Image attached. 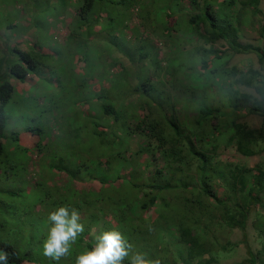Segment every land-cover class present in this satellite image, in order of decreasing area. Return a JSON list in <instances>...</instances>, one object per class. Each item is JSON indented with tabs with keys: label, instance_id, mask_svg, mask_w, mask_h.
Returning a JSON list of instances; mask_svg holds the SVG:
<instances>
[{
	"label": "trees",
	"instance_id": "1",
	"mask_svg": "<svg viewBox=\"0 0 264 264\" xmlns=\"http://www.w3.org/2000/svg\"><path fill=\"white\" fill-rule=\"evenodd\" d=\"M134 1V4L130 0L47 1L50 8L59 10L56 22L71 17L70 6L76 9L65 44L60 49L50 48L55 49V53L44 48L37 36L27 40L28 49L6 45V52L0 54V169L6 162L25 160L26 155L23 171L28 179L29 152L44 149L45 143L36 128L28 127V133L22 136L12 131L7 137L6 105L14 92L26 94L35 83L33 79L28 81L29 75L38 79L47 75L59 83L61 91L68 89L58 97V103L52 107L54 112L65 114L78 103L87 106L83 110L87 135L91 134L109 147L114 148L116 143L133 151L127 156L123 150H118L117 157H123L130 176L120 182L122 186L116 193H113L116 189L108 190L107 194L113 199H106L114 204L100 211L107 217L106 225L99 227L96 234L119 231L132 244L133 252L145 253L152 260L159 259L160 264H217L238 246L228 238L226 231L239 228L245 232L253 214L256 231L262 236L257 242L262 246L257 251L248 246L249 257L243 264H264V162L248 167L223 159L222 155L230 148L251 157L264 148L262 0H143L141 13L146 11L145 17L138 15L136 6L140 0ZM109 3H121L131 11L135 8L132 22L137 18L136 26L145 24L155 32L162 30L161 36L174 49L183 44L185 47L188 42V57H192L189 65L183 62L173 68L165 62L160 70L161 61L156 58L146 63V58L150 57L144 52L139 36L126 37V42H120L115 31L110 32L103 26L102 30L108 32L103 34L106 44H101L94 27L107 24ZM162 5L169 8L159 21L154 13ZM58 6L63 9L60 11ZM246 16L248 22H258L255 42L241 40L240 26ZM28 25L34 28L35 20L32 18ZM29 27L25 25L24 31ZM77 39L79 41H75ZM219 41H224L229 49L220 50L216 46ZM66 52L69 59L61 67L69 66L73 70L71 74L60 68L61 56ZM238 53L255 54L257 65L248 59L244 64L227 66L230 57ZM179 75L186 79H179ZM12 79L26 85L19 90ZM73 81L75 87H65ZM168 86L172 87V93L185 99L186 108L178 106L173 94L167 92ZM162 91L168 99L158 96ZM134 95H137L136 101ZM76 97L81 102L68 104ZM128 98L132 99L128 101ZM138 106L146 113H139ZM255 113L261 116L259 127L244 121ZM38 170L35 181L37 186L41 185L38 201L46 209L31 218L28 205L20 201L18 210L25 211V217L17 226L28 227L26 233L20 234L17 227L8 228L7 220L2 217L7 213V206L0 200V252L8 253V264H75L77 255L91 250L94 240L86 238L91 237L93 231L76 240L68 257L57 262L44 256L43 243L49 227L44 219L48 220V214L57 207L70 205L63 191H73V184L71 181L50 184L46 180L44 184L48 185L43 186L38 182L40 176L48 178L49 172H42L40 164ZM2 180H7L9 194H23L24 187L15 192L19 181L14 182L11 174L8 176L3 171L0 191L5 187ZM219 184L224 190L222 196L218 193ZM88 192H92V188H84L82 197ZM68 196L79 197L76 191L69 192ZM117 202H122L123 206L119 211L113 209ZM70 207L82 212L81 205ZM91 207L85 208L89 209L88 218L99 211ZM151 211L160 214L153 215ZM114 213L118 215L111 217ZM124 217L131 222H125ZM39 226L45 228L37 229ZM124 264H129V260Z\"/></svg>",
	"mask_w": 264,
	"mask_h": 264
},
{
	"label": "rangeland",
	"instance_id": "2",
	"mask_svg": "<svg viewBox=\"0 0 264 264\" xmlns=\"http://www.w3.org/2000/svg\"><path fill=\"white\" fill-rule=\"evenodd\" d=\"M47 1L51 0H0V54L6 52L7 44L28 49L29 46L27 45V40L30 39V36H32V38L37 36L38 41L44 46V48H49V50L55 46L60 49V46L65 44L70 32L69 24L76 9L73 6H70L69 10H71V17L68 16L62 21L56 22L59 10H56V7L50 8ZM56 1L61 0H53L54 3ZM73 1L75 0H72V2ZM140 1L141 3H139ZM140 1L136 6L139 9L138 15L140 17H145L146 11L141 13L143 0ZM130 3L134 4L135 1L130 0ZM74 5L77 6V4ZM52 6H54V4ZM261 7L264 9V0L261 2ZM168 8V5H162L161 8L154 13L155 17L157 16L158 20L162 21L161 15L162 13L166 14ZM58 9L61 11L63 8L58 6ZM106 10L110 14V17H106L107 24L104 25L102 23L101 25H96L94 27L95 32L99 33L96 35V39H99L101 44H106L104 42L103 34L108 32L102 30L101 26H103L104 28H108L110 32L115 31V35L120 42H126V37L130 39L133 35L135 37L139 36L143 41L144 52L150 57L149 59L146 58V63H149V61L156 58L159 62L161 61L160 70H163L165 62L173 68L178 67L183 62L189 65L188 60L192 59V57H188L190 51V48L188 47L190 44L188 42L185 47L184 44L179 46L175 45L176 48L174 49L173 45L169 41L164 40L161 36L162 30H156L155 32V30L147 27L145 24H142V26H136V24L139 23V20L135 18L132 22L135 8L131 11V9L124 7L121 3H109ZM32 18L35 20L36 24L34 28L29 27L28 25V22L32 20ZM180 21H183V18H180ZM257 24L258 22H248L247 16L245 17V22L240 26L241 33L243 34L241 40L243 42L256 41L258 33L256 28ZM25 25L29 27L27 31H24L23 27H25ZM160 27H162V25H160ZM48 29H50V32H48ZM49 33L50 37L48 36ZM174 33L178 34V31H175ZM182 38L183 37H180V42H183ZM187 38L188 37H186V39ZM170 39H172V37ZM75 41H79V39ZM216 46L223 51L229 49L224 41H219ZM46 50L48 49H45V51ZM50 51L55 53V49ZM68 59L69 54L66 52L61 56L60 68L71 74L73 70L70 69L69 66L61 67L68 62ZM248 59H250L251 64L257 65V56L255 54L238 53L230 57L227 66L231 67L240 63L244 64ZM80 63L84 64L83 62ZM115 69L118 70L119 66H116ZM194 75L197 77L196 74ZM154 76L155 75H153V77ZM28 79V81L33 79V82L35 83L30 86L27 93L18 94L17 92H14L11 101L6 105L8 115L6 121V135L9 137V134L12 131H17L20 132V135L22 136L23 134L25 135L28 133V127L36 128L43 138L45 147L41 151L35 148L29 152L31 160L28 168V179L23 171L24 162L28 159V156L26 155L24 156L25 160L20 159L16 162H6V165H4L6 167L2 166L0 169V173L3 171L8 176L11 174V178H14V182L19 181L16 185L17 189L15 192H18L19 187H24L23 194L15 193L14 195H11L7 192V188L9 187L6 185L8 183L6 182L7 180H2L5 182V187L3 188V191H0V200H2L7 206V208L4 207L7 210V213L2 214V217L7 220L8 228L15 226L18 228L19 233L22 234L27 232L28 227L26 225L17 226V224L21 222V219L25 217L23 215V212L25 211L21 212L18 210L19 207L17 204L24 200L28 205L27 211L30 210L28 216L31 218L37 217V215L40 214V210L44 211L46 209L40 205L38 201L41 195L39 193L41 185L37 186V182H35L37 180V175H39L38 164H40V170L42 172H49L48 178L43 177V175L40 176L38 182L41 181L43 186L46 185L44 184L46 180L48 183L51 182L50 184L53 182L61 184L62 182L67 183L68 181H71L73 184V191H68L67 189L63 192L66 199H69L68 203L70 205L68 207H79V205H81V223L84 225V228L86 227L84 232L77 237V240H81L83 237L82 235L89 234L92 231L93 233L91 237L87 236L86 239L89 240L92 238L94 240V236L98 232L99 227L103 228L106 225L107 217L102 215L100 211L102 209L106 211L111 208L110 204H114L111 202L112 200L109 201L106 199V197L113 199L107 194L108 190H111V188L112 190L116 189L113 192L116 193L117 189L122 186L120 182L130 176V169L125 166V162L122 159L123 157H117L118 152L123 150L127 156H131L133 151L129 150V148L127 149L126 145L119 147L116 143L114 148L112 146L109 147L107 144H103L96 138L91 137V134L87 135L86 118L83 116V110L87 109V106L79 105L78 102L81 101H79L78 97L71 99L68 102V104L71 105L77 102V105L79 106L75 104V109H67V113L65 114L54 112L52 107H54V104L58 103V97L60 94L68 91V89L61 91V88L58 87L59 83L55 79H51L47 75L42 76V79L29 75ZM179 79L186 78L185 76L181 78V75H179ZM12 82L19 90H22L24 88L22 86L26 85L17 79H12ZM108 82L106 85H108ZM74 83V81L67 83L65 87H75L76 84ZM166 88L170 95L173 94L178 102V106L182 107V109L186 108L187 103L185 99L172 93V87L168 86ZM105 91H108V89H105ZM136 96L137 95H134V101H136ZM158 96L160 98L165 97L168 99L164 91ZM131 99L132 98H128V101ZM136 108L142 115L146 113L141 107L138 106ZM181 118H183V116ZM89 119H92V117ZM244 121L251 126L259 127L261 125V116L257 113L251 114L248 115ZM7 137H5L6 140L9 139ZM88 139L89 141H86ZM222 155L223 159L233 162L235 161L248 167H254L257 163L264 162V148L260 154L251 157H245L230 148L224 150ZM11 157L15 156L12 155ZM5 169H7V172ZM152 177L154 176L152 175ZM23 179L24 181H22ZM84 188H92V192L86 193L85 198L82 197ZM217 189L218 193L222 196L224 190L222 189L221 184L218 185ZM74 191L78 193V198L73 199L68 196L69 192ZM100 191L102 192L100 193ZM81 193L82 195H80ZM120 203L122 202H117L116 207H113V209L119 211V209L123 208ZM8 205L11 207H8ZM86 207H91L93 209L97 207L99 211L96 214L93 213L91 218H88L86 213L89 209L86 210ZM133 210L134 209L131 211ZM151 213L153 215L160 214L158 212L155 213L154 211H151L150 214ZM116 215L118 214L114 213L111 217ZM252 215L253 214L250 215L245 232L239 228L226 231L228 238L232 242L238 243V246L234 248L231 254L221 258L217 264H243V261H246L249 257L248 246L255 251L261 248L262 245L257 241L260 240L259 236H262L261 234L258 235V232L256 231L255 218H253ZM44 220L48 222L50 227L51 225L47 218ZM124 221L127 223L131 222L128 217H124ZM111 222L113 221L111 220ZM113 224L115 225L114 222ZM49 227H47V230ZM43 228L45 227L39 226L37 229ZM245 233H247V236ZM243 239H247L248 242L242 243L241 240ZM245 264L252 263L245 262Z\"/></svg>",
	"mask_w": 264,
	"mask_h": 264
},
{
	"label": "clouds",
	"instance_id": "3",
	"mask_svg": "<svg viewBox=\"0 0 264 264\" xmlns=\"http://www.w3.org/2000/svg\"><path fill=\"white\" fill-rule=\"evenodd\" d=\"M50 227L43 243V254L54 261L70 255L72 245L84 232L80 212L76 208L59 206L48 214ZM124 236L116 230L103 231L94 236L91 250H85L76 256L75 264H160L159 259L152 260L145 253L133 252ZM130 258V259H129ZM9 255L0 252V261L8 264Z\"/></svg>",
	"mask_w": 264,
	"mask_h": 264
}]
</instances>
